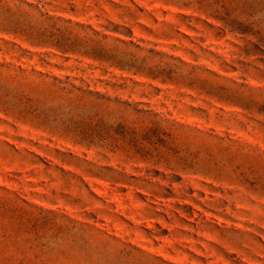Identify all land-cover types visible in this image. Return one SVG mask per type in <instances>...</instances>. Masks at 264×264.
Here are the masks:
<instances>
[{
  "label": "rangeland",
  "instance_id": "374dc122",
  "mask_svg": "<svg viewBox=\"0 0 264 264\" xmlns=\"http://www.w3.org/2000/svg\"><path fill=\"white\" fill-rule=\"evenodd\" d=\"M0 264H264V0H0Z\"/></svg>",
  "mask_w": 264,
  "mask_h": 264
}]
</instances>
